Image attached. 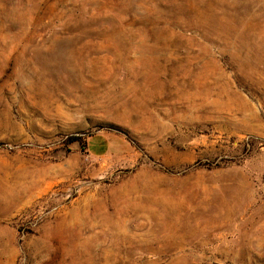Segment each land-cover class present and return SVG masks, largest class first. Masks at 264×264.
<instances>
[{
    "label": "rangeland",
    "instance_id": "1",
    "mask_svg": "<svg viewBox=\"0 0 264 264\" xmlns=\"http://www.w3.org/2000/svg\"><path fill=\"white\" fill-rule=\"evenodd\" d=\"M0 264H264V0H0Z\"/></svg>",
    "mask_w": 264,
    "mask_h": 264
},
{
    "label": "water",
    "instance_id": "2",
    "mask_svg": "<svg viewBox=\"0 0 264 264\" xmlns=\"http://www.w3.org/2000/svg\"><path fill=\"white\" fill-rule=\"evenodd\" d=\"M74 147H78V144H75V146Z\"/></svg>",
    "mask_w": 264,
    "mask_h": 264
}]
</instances>
